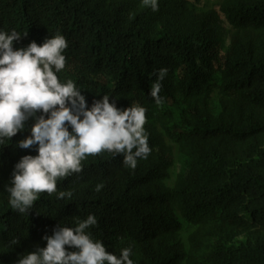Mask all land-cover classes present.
Segmentation results:
<instances>
[{
  "label": "trees",
  "instance_id": "trees-1",
  "mask_svg": "<svg viewBox=\"0 0 264 264\" xmlns=\"http://www.w3.org/2000/svg\"><path fill=\"white\" fill-rule=\"evenodd\" d=\"M198 2L159 0L153 11L141 0H0V29L28 32L14 47L67 38L60 75L89 107L104 94L120 108L146 107L151 148L134 170L122 155L88 156L81 173L58 181L72 200L41 193L22 214L5 185L24 155L37 154L17 146L29 120L0 145V264H17L57 226L89 214L93 236L114 253L131 245L134 264H264V0L205 11ZM161 68L157 105L150 90ZM175 150L183 163L170 184Z\"/></svg>",
  "mask_w": 264,
  "mask_h": 264
},
{
  "label": "clouds",
  "instance_id": "clouds-1",
  "mask_svg": "<svg viewBox=\"0 0 264 264\" xmlns=\"http://www.w3.org/2000/svg\"><path fill=\"white\" fill-rule=\"evenodd\" d=\"M141 3L159 10V0ZM27 34L0 29V145H8L27 130L29 120L34 121L30 135L17 146H35L37 154L24 155L5 185L10 207L22 214L30 212L41 193L72 200V190L57 191L58 181L81 173L88 156L122 155L123 164L134 170L138 159H146L151 152L146 107L120 108L108 94L89 107L83 89L60 75L66 66L67 38L57 32L42 44L32 41L26 47H14ZM167 71L158 69L157 81L151 85L150 96L157 105ZM102 187L96 185V191ZM69 224L45 235L46 246L22 255L17 264H134L131 245L114 253L93 236L90 229L98 224L95 214Z\"/></svg>",
  "mask_w": 264,
  "mask_h": 264
},
{
  "label": "rangeland",
  "instance_id": "rangeland-1",
  "mask_svg": "<svg viewBox=\"0 0 264 264\" xmlns=\"http://www.w3.org/2000/svg\"><path fill=\"white\" fill-rule=\"evenodd\" d=\"M221 0H200V2H198L196 4V7L198 10H210V9H219V5H220ZM224 26L226 28V36H225V40H226V46L230 43V26L229 24L225 21L224 22ZM216 105V102L214 103V106ZM183 163V160L180 157V154L175 150V165L174 167L171 169L170 171V184H173V182L175 181L177 174L179 172V168L180 165ZM192 229H190L189 227L185 226L184 230L182 231L181 235H180V239L182 240L183 243H187L188 241V235L190 234V231Z\"/></svg>",
  "mask_w": 264,
  "mask_h": 264
}]
</instances>
